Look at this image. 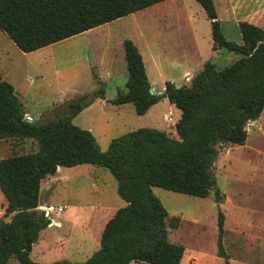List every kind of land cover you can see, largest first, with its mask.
Segmentation results:
<instances>
[{
	"label": "trees",
	"instance_id": "trees-1",
	"mask_svg": "<svg viewBox=\"0 0 264 264\" xmlns=\"http://www.w3.org/2000/svg\"><path fill=\"white\" fill-rule=\"evenodd\" d=\"M169 0H0V30L24 53H32ZM211 22L213 51L239 55L224 68L205 62L190 85H165L152 93L143 56L124 40L129 73L127 92L113 105L132 104L144 116L163 98L181 111L175 123L178 139L163 130L139 128L113 139L102 152L96 138L72 120L86 105L87 95L46 123L24 119L23 103L0 73V139H32L39 150L0 160V190L8 205L0 218V264H42L31 259L32 245L51 219L39 210L42 182L58 168L92 165L107 169L117 181L126 206L106 223L100 248L83 263L52 264H181L186 248L169 239V213L153 188L207 198L217 189L214 166L224 145L244 146L249 124L264 112V29L239 23L241 44L227 40L213 0H196ZM99 96H96V98ZM65 111V110H64ZM7 218H10L7 220ZM179 218L170 226L177 229ZM225 218L218 220L217 256L230 264L224 246Z\"/></svg>",
	"mask_w": 264,
	"mask_h": 264
},
{
	"label": "rangeland",
	"instance_id": "rangeland-1",
	"mask_svg": "<svg viewBox=\"0 0 264 264\" xmlns=\"http://www.w3.org/2000/svg\"><path fill=\"white\" fill-rule=\"evenodd\" d=\"M214 3L216 11L221 10L219 0H214ZM159 12L175 14L162 32L170 35L176 46L183 44L185 48L180 47L181 51H188L193 56V65L187 67L178 62V67L165 70L164 76L168 80L188 85L191 81L186 82L184 74L191 72L192 79L202 71L195 68L200 64L196 48L203 64L211 60L217 68H224L238 60L239 55L226 49L213 51L211 22L196 0H169L27 57L11 51V75L8 77L10 81H7L25 90V111L43 123L53 120L62 111L61 117L65 118L72 102L87 95L86 102L91 101V104L86 105L72 122L92 132L102 152L108 151L113 139L139 128L163 130L178 139L175 123L181 112L172 109L169 101L157 103L145 116H138L132 104L116 106L111 103L119 92H127L129 80L125 51L121 48L120 52L117 42L129 39L133 42L139 40L141 44L142 40L147 45L151 31L158 28L154 26L153 16ZM224 35L227 40L240 44L239 30L235 29L233 33L226 30ZM96 96L101 99L97 101ZM170 110L175 115L174 119L170 122L165 119V124L164 115ZM263 124L264 112L260 124L250 128L248 143L251 150L245 149L246 146H221L214 166L217 189L222 195L220 203L214 190L207 198H197L161 188L152 189L169 213L170 241L186 248L182 264H188V260L189 264H225V260L217 257L220 212L225 218L224 246L230 264H264V195L253 184V180L264 184V136L260 127ZM253 149L262 152L263 156H257ZM38 150V142L32 139H0V160ZM58 173L55 176L59 181L55 182L54 188L48 190L49 183L45 181L40 196L41 203L54 206L51 219L58 213L71 215L74 208L85 211L88 206L108 204L109 214H113V211L126 206L118 195L116 179L107 169L82 165L62 168V172ZM0 202H3L2 199ZM48 206L39 210L45 211ZM58 208L62 211L59 212ZM174 217L180 221L177 229L170 226ZM77 221L79 226L70 229V232L68 228L61 234L52 229L48 232L52 234L49 238L43 234L32 245L31 259L42 264L59 261L83 263L88 260L100 248L98 241L105 219L91 223ZM8 264L20 263L11 259Z\"/></svg>",
	"mask_w": 264,
	"mask_h": 264
},
{
	"label": "crops",
	"instance_id": "crops-1",
	"mask_svg": "<svg viewBox=\"0 0 264 264\" xmlns=\"http://www.w3.org/2000/svg\"><path fill=\"white\" fill-rule=\"evenodd\" d=\"M219 3L221 6V10H217V15H218V18L221 22L222 30H223L224 34H225L226 30H231L232 33L235 31V29H236V31L239 30V23L244 22V21L251 23V24H254L256 26H259V27L264 29V0H219ZM171 13H173V12H171ZM171 13L159 12L157 15L153 16L154 26L156 25L158 28H157V30L154 29L153 31H151V37L149 39L150 43L148 41V43L146 45L144 41L142 43V40H141V44L139 43V40L134 42L136 44V46L138 47L139 51L141 52L142 56H143V60L145 63V67H146V71H147V75H148L150 84H151L152 88L155 89L160 94H163V92L165 91V85L167 82H171L178 87L182 86L181 84H177L174 81L168 80L164 76L165 70L169 71L175 67H178L179 66L178 62H181L184 65H187V67L190 64L193 65V56L191 55V53L188 51L183 52V50L181 51V49H180V47L185 48V46L183 44H178V46H176V43L172 39V37L170 35L164 34L162 32V29L166 30L165 26H166L167 21H169L171 17L175 16V14H171ZM108 24H110V23H108ZM108 24H105V25L107 26ZM105 25H103V26H105ZM100 27H102V26H100ZM97 28H99V27H97ZM97 28H95V29H97ZM95 29H92V30H95ZM92 30H90V31H92ZM87 32H89V31H87ZM210 34H211V30H210ZM6 36L7 35L3 31L0 30V73L2 74V77L4 80L10 81L8 77L11 75V73L9 71L11 70L10 65H12L11 62H12V57H13L11 54V51H14L16 54H20L21 56H24V57H27L34 52H32V53L22 52L16 46V44L7 36L10 39V40H8ZM240 36H241V34H240ZM193 38L196 39V37H193ZM123 42H124V40L122 39V40H119L117 42L118 46L116 44L117 48L119 47L120 52H121V48H124ZM239 43L241 44L242 41L240 40ZM195 44L198 46L196 41H195ZM45 48H47V47H45ZM43 49H41V50H43ZM212 49H213V46H212ZM38 51H40V50H38ZM35 52H37V51H35ZM196 53L198 55L197 60H199L200 64H199V66H197L195 68L196 69L200 68L199 70H202L204 64L202 63V59L199 56V51H197V48H196ZM188 74L190 75L191 72H189V71L186 72L184 74L183 78ZM189 81H191V79ZM189 81H186V82H189ZM31 83H32V81L30 82V84ZM188 85H190V84H188ZM13 87L15 88V92H16L17 96L20 98L21 102L23 103V100H24L25 96L27 95V93L25 92V90L23 88H18V86H13ZM100 99H101L100 97H97V101H99ZM162 100L168 101L167 98H163ZM170 107L172 109L176 108L171 103H170ZM23 112H24L23 115L31 116V114L29 112L25 111L24 104H23ZM170 112L174 115L172 110H170ZM166 114H168V113H166ZM39 115H41V114H39ZM165 115H164V117H165ZM180 118H181V115L179 118H177V121ZM260 118L256 121L252 122L249 125L248 138H247L246 144L244 145V146H246V147H244L245 149L251 150L249 148V143H248L250 140V132H251L250 128L257 125L258 123L260 124ZM164 121H165V118H164ZM165 124H166V121H165ZM263 125H261L260 127L262 128L261 131L263 133L262 135L264 136V126ZM247 146H248V148H247ZM252 151L254 153H256L257 156H260V155L263 156L262 152L259 153V151H256L254 149ZM57 172L61 173L62 168L59 167ZM263 175H264V171H263ZM53 180H55V181H53ZM45 181H47L49 183V185L47 186V189L49 190L50 188H54L55 182H58L59 179H57L56 176H55V178L53 176H51V177L45 179L42 182L41 190H43V185H44ZM253 182H254L253 183L254 186L261 189L262 194L264 195V184L257 183L254 180H253ZM40 196H41V191H40ZM1 199L3 202H0V218H2V216L5 214L6 207L8 205V202H7L4 194L0 190V200ZM107 205L108 204H100V205H96V206H92V207L88 206V209H85V211H82L81 209L76 210V208H74L73 214H71V215H69L67 212H64L61 214L58 213L57 215H54V217L51 219V221L53 224L56 225V227L54 225H52V223H51L48 228H46L45 230H43L41 232L38 240H40L43 237V234L47 238L51 237L52 234L48 233V232H49V230H52V229H57V231H58L57 233H60V234L62 233V231L65 228H68L69 232H70V229L74 230L75 227L79 226L76 224V223H78L77 219L82 220L81 222L84 221L87 223L95 222L99 219H105V222H103V223H104V225H106L108 220L110 218H112L114 216V214L117 212V211H113L112 212L113 214H109V209H108ZM43 206L44 207L45 206L54 207L53 205L40 202V207H43ZM262 208L264 210L263 206H262ZM237 224L240 225L239 223H237ZM82 228L85 229V227L83 225H82ZM103 230H104V228L101 229L102 232H103ZM87 233H89V231H87ZM98 244L100 245V241H98ZM182 261H184V260H182ZM189 262L190 261L188 260L187 263L189 264ZM181 264H182V262H181Z\"/></svg>",
	"mask_w": 264,
	"mask_h": 264
},
{
	"label": "built area",
	"instance_id": "built-area-1",
	"mask_svg": "<svg viewBox=\"0 0 264 264\" xmlns=\"http://www.w3.org/2000/svg\"><path fill=\"white\" fill-rule=\"evenodd\" d=\"M190 79H191V77H190L189 74L185 76V80L186 81H189ZM24 119L27 120V121H29V122H32L34 120V118L31 117V116H29V115H24ZM165 119L168 122L173 121V119H174L173 114L171 112H169L168 114L165 115ZM54 211L55 210H54L53 207H49V208L46 207L44 212H45L46 217H48V218L51 219V214L54 213ZM58 211L60 212V211H62V209L61 208H58Z\"/></svg>",
	"mask_w": 264,
	"mask_h": 264
},
{
	"label": "water",
	"instance_id": "water-1",
	"mask_svg": "<svg viewBox=\"0 0 264 264\" xmlns=\"http://www.w3.org/2000/svg\"><path fill=\"white\" fill-rule=\"evenodd\" d=\"M151 91H152V93H154V94H160V93H158V92H157L155 89H153V88H152ZM58 169H59V168H58Z\"/></svg>",
	"mask_w": 264,
	"mask_h": 264
}]
</instances>
